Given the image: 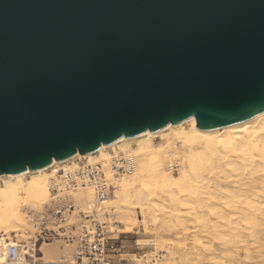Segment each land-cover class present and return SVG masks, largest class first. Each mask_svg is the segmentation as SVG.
<instances>
[{
    "label": "water",
    "instance_id": "water-1",
    "mask_svg": "<svg viewBox=\"0 0 264 264\" xmlns=\"http://www.w3.org/2000/svg\"><path fill=\"white\" fill-rule=\"evenodd\" d=\"M263 112L264 0H0V177Z\"/></svg>",
    "mask_w": 264,
    "mask_h": 264
},
{
    "label": "bare ground",
    "instance_id": "bare-ground-1",
    "mask_svg": "<svg viewBox=\"0 0 264 264\" xmlns=\"http://www.w3.org/2000/svg\"><path fill=\"white\" fill-rule=\"evenodd\" d=\"M196 124V118H193L178 125L167 126L159 132H146L137 137L121 139L101 147L96 154H77L64 162L53 161L51 166L43 170L27 171L17 176H1L0 261L5 258L3 248L12 244L10 241L13 234L22 239L29 237L26 230H32V227L22 209L42 210L48 203L51 178L54 176L50 171L54 165L67 164L75 158L91 160L102 156L109 160V155L105 153L107 150L117 146L130 148L133 143L137 146L134 152L140 157L137 171L131 177L116 180L112 199L100 202L104 207L110 202L117 209H126L127 213L140 210L154 216L156 213L167 214L178 222L182 217L193 216L198 209L205 207L209 214L222 221L227 217L235 221H255L254 225L259 222L257 226H264L260 223L264 221V204L258 202L261 197L264 198V112L223 128L200 129ZM158 137L165 138V142L155 144L153 139ZM176 142L186 152L184 149L177 151ZM173 161H180L182 168L178 175L165 170V164ZM248 170L254 172L243 177L242 174ZM27 176L30 179H26ZM219 182H231L232 189L223 187ZM75 197L84 209H93L95 201L91 189L77 191ZM202 202L205 206H201ZM227 212L229 215L225 216ZM230 221L223 227L230 228ZM132 225L128 219L124 232H131ZM208 226V231L219 230L215 223L209 222ZM196 242L198 245L199 241ZM190 255L184 257L185 262L199 264ZM210 257L208 261L221 259L215 255ZM215 264L228 263L215 261Z\"/></svg>",
    "mask_w": 264,
    "mask_h": 264
},
{
    "label": "rangeland",
    "instance_id": "rangeland-1",
    "mask_svg": "<svg viewBox=\"0 0 264 264\" xmlns=\"http://www.w3.org/2000/svg\"><path fill=\"white\" fill-rule=\"evenodd\" d=\"M153 141L155 144H162L165 142V138L158 137ZM136 148V144L133 143L130 148L121 147L120 149L136 156L138 168L140 157L134 152ZM175 148L177 151L184 149L178 142H176ZM183 151L186 152L185 149ZM105 153L110 155V150ZM91 160L94 162L108 161L102 156ZM179 162L166 163L165 170L173 175H178L182 168ZM252 172L254 170H248L242 175L248 177ZM231 174L233 173L231 172ZM131 176H121L116 180ZM26 179H30V176H27ZM111 180L113 187L108 200L112 199L115 189L116 180L113 177ZM219 183L223 187L232 189L231 182ZM0 186H3L2 181H0ZM88 189L92 190L95 201L92 210L84 209L75 197L77 191H85V189L64 190L59 194L51 192L49 201L42 210L23 207L22 213L26 216L32 230H26V235L29 236L27 239L13 234L10 242H17L25 246L29 254L34 256L38 262L71 264L76 252L81 224L83 222L88 225L101 223L112 232L108 234L111 238H118L115 241L117 250L110 253L111 264H194L193 261L185 262L184 260V257L189 256L190 253H193L190 257L194 258V262H199V264H215V261L228 264H264V226H257L260 225L259 222L254 225L255 221H248L250 222L248 224L247 221H235L227 217L225 221H222L219 220V217L209 214L205 207L198 209L193 216L182 217L179 222L167 214L156 213L154 216L140 210L127 213L126 209H117L110 202L107 207H104L96 199L93 189ZM53 195H57V197L53 199ZM258 202L264 204V198L261 197ZM203 205L202 202L201 206ZM227 215H229L228 212L225 216ZM154 217H156L155 221ZM128 219L133 223L132 230L124 232V226ZM229 221L231 227L227 226L228 229H226L223 226H226ZM209 222L210 224L215 223L219 230L210 229L208 231ZM260 223L264 225L263 220ZM196 241H199L200 245H197ZM198 249L202 250L204 255ZM214 255L221 259L214 262L208 261L212 258L210 256L214 257Z\"/></svg>",
    "mask_w": 264,
    "mask_h": 264
},
{
    "label": "built area",
    "instance_id": "built-area-1",
    "mask_svg": "<svg viewBox=\"0 0 264 264\" xmlns=\"http://www.w3.org/2000/svg\"><path fill=\"white\" fill-rule=\"evenodd\" d=\"M117 146L110 150L109 160L94 162L87 158H75L63 165H54L51 171V192L92 188L99 202L109 198L112 190V180L121 176H130L137 171L136 156ZM172 168V166H170ZM57 195H53L55 199ZM112 233L107 226L99 223L88 225L83 222L76 244V252L71 264H111L110 253L117 247L111 238ZM3 250L5 258L0 264H45L38 262L30 255L25 246L14 242Z\"/></svg>",
    "mask_w": 264,
    "mask_h": 264
}]
</instances>
